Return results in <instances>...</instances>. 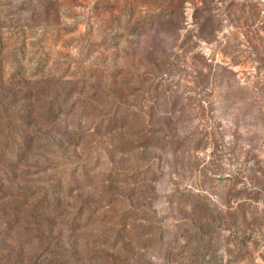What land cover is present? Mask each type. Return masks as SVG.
Returning <instances> with one entry per match:
<instances>
[{
	"label": "rangeland",
	"instance_id": "374dc122",
	"mask_svg": "<svg viewBox=\"0 0 264 264\" xmlns=\"http://www.w3.org/2000/svg\"><path fill=\"white\" fill-rule=\"evenodd\" d=\"M1 25L0 264H264V0H0Z\"/></svg>",
	"mask_w": 264,
	"mask_h": 264
},
{
	"label": "trees",
	"instance_id": "16d2710c",
	"mask_svg": "<svg viewBox=\"0 0 264 264\" xmlns=\"http://www.w3.org/2000/svg\"><path fill=\"white\" fill-rule=\"evenodd\" d=\"M5 28H8L7 26H0V32H1V30L2 29H5ZM3 38V35H2V32H1V35H0V40ZM4 39V38H3ZM2 42V41H1ZM7 44L6 43H4V42H2V43H0V53H2L3 52V50L5 49V48H7ZM2 58H5V60H6V56H4V57H2ZM0 60H2V59H0ZM6 64H9V60L7 59L6 61H5V65L4 66H0V102L2 101V99L4 100V99H8V94H7V89L9 88V89H11V87H10V83H12V81H13V77L11 76V74L12 73H7L8 71L6 70ZM20 72H18L17 74H16V76H20ZM13 84L15 85V83L13 82ZM22 90L23 89H20L19 88V90H17V91H19V92H22ZM7 104L5 103V101H3V103L2 104H0V112L2 111V112H4L5 113V110L3 109L4 108V106H6ZM8 106V105H7ZM7 107H5V109H6ZM2 109V110H1ZM4 118V120H5V117H3ZM3 118L2 119H0V120H3ZM31 119H35V117H33L32 115H30V120ZM8 120V119H7ZM2 128H5L6 130H7V132H6V135L4 136V139H6V137H8L9 136V131H8V129H7V126L5 125H1V123H0V129H2ZM10 130V129H9Z\"/></svg>",
	"mask_w": 264,
	"mask_h": 264
}]
</instances>
